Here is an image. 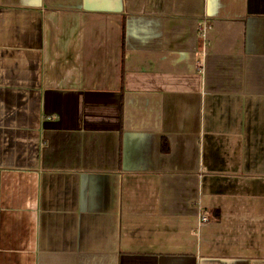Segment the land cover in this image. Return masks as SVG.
<instances>
[{
	"label": "crops",
	"instance_id": "0c3cea01",
	"mask_svg": "<svg viewBox=\"0 0 264 264\" xmlns=\"http://www.w3.org/2000/svg\"><path fill=\"white\" fill-rule=\"evenodd\" d=\"M0 264H264V0H0Z\"/></svg>",
	"mask_w": 264,
	"mask_h": 264
},
{
	"label": "built area",
	"instance_id": "2783aa9c",
	"mask_svg": "<svg viewBox=\"0 0 264 264\" xmlns=\"http://www.w3.org/2000/svg\"><path fill=\"white\" fill-rule=\"evenodd\" d=\"M208 27L209 26H206V27H204V28H202V34H205V32H206V29H208ZM199 218H200V220L202 221V222H204V221H206L207 219H208V217L203 213V214H201L200 216H199Z\"/></svg>",
	"mask_w": 264,
	"mask_h": 264
}]
</instances>
